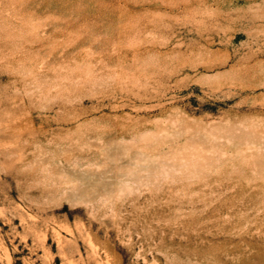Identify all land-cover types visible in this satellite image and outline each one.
<instances>
[{"label":"rangeland","instance_id":"374dc122","mask_svg":"<svg viewBox=\"0 0 264 264\" xmlns=\"http://www.w3.org/2000/svg\"><path fill=\"white\" fill-rule=\"evenodd\" d=\"M0 264H264V0H0Z\"/></svg>","mask_w":264,"mask_h":264}]
</instances>
